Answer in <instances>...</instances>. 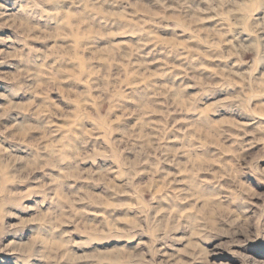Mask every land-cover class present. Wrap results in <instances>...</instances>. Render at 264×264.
Segmentation results:
<instances>
[{"label":"clouds","instance_id":"9594fccd","mask_svg":"<svg viewBox=\"0 0 264 264\" xmlns=\"http://www.w3.org/2000/svg\"><path fill=\"white\" fill-rule=\"evenodd\" d=\"M0 264H264V0H0Z\"/></svg>","mask_w":264,"mask_h":264}]
</instances>
